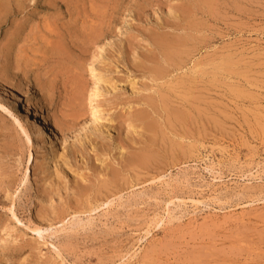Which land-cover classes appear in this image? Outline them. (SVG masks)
Masks as SVG:
<instances>
[{
    "label": "rangeland",
    "instance_id": "1",
    "mask_svg": "<svg viewBox=\"0 0 264 264\" xmlns=\"http://www.w3.org/2000/svg\"><path fill=\"white\" fill-rule=\"evenodd\" d=\"M2 5L0 74L8 71L24 104L12 99L13 87L0 92V264H122L135 249L126 264H263L264 0ZM99 75L104 93L92 103ZM29 101L65 128L66 148L29 144ZM96 105L102 128L89 124ZM84 131L97 142L76 144ZM146 151H157L149 167L133 157ZM213 160L222 177L205 169ZM105 195L113 204L102 203ZM147 228L153 237L141 245Z\"/></svg>",
    "mask_w": 264,
    "mask_h": 264
},
{
    "label": "bare ground",
    "instance_id": "2",
    "mask_svg": "<svg viewBox=\"0 0 264 264\" xmlns=\"http://www.w3.org/2000/svg\"><path fill=\"white\" fill-rule=\"evenodd\" d=\"M207 1V0H206ZM212 3V2H211ZM4 5H2L1 7H0V9H2V7H3ZM213 7V6H212ZM2 11V10H1ZM79 11V10H78ZM77 11V12H78ZM67 12V11H66ZM3 14V13H2ZM77 15V14H76ZM192 15V14H191ZM51 16V15H50ZM86 16V15H85ZM193 17V16H192ZM188 20V19H187ZM196 21V20H195ZM193 23H194V21H193ZM94 25V24H93ZM48 27H49V24L47 25ZM98 26V25H97ZM96 27V26H95ZM195 27V26H194ZM51 28V27H50ZM71 30V29H70ZM57 31V30H56ZM94 35H96V33H94V34H92V36H94ZM95 37V36H94ZM89 38V37H88ZM103 38V37H102ZM182 40V39H181ZM199 40V39H198ZM100 42V41H99ZM98 44V43H97ZM188 45V44H187ZM59 46V45H58ZM163 47L164 46H166V49H165V51H166V53L168 52L167 50H169V49H167V46H169L167 43H166V45H165V42H164V44L162 45ZM184 47V46H183ZM102 50H104V48H105V46H104V48H103V44H102V46L100 47ZM169 48V47H168ZM186 48H188V47H186ZM100 50V49H99ZM173 50V49H172ZM178 50V49H177ZM106 51V50H105ZM178 51H180V50H178ZM102 52V51H101ZM104 52V51H103ZM102 52V53H103ZM172 51H171V49H170V51L168 52V53H171ZM173 52H176L175 50H173ZM171 53L170 55H172V56H174V57H172V56H170L168 53V59H169V57H170V59L172 58V59H175L176 57V54H177V52L174 54V53ZM183 53V52H182ZM97 54V53H96ZM100 54V53H99ZM167 54H166V56H167ZM187 54V53H186ZM103 55V54H102ZM189 55V54H188ZM96 56V55H95ZM213 57V56H212ZM184 58V57H183ZM182 59V58H181ZM169 61V60H168ZM105 63V62H104ZM180 63H182V62H180ZM226 63V62H225ZM163 65V64H162ZM105 66V65H104ZM221 67V65H218L217 66V69H219ZM169 68V67H168ZM5 71L2 73V74H0V92L1 91H3V93H5L6 92V90H7V87H13L15 90H14V93H13V97H12V99L13 100H15L17 103H20L21 101H22V96H21V94L18 92V90H19V86L18 85H16V84H14L13 82H11L9 79H8V77H10V76H8V71L6 70V69H4ZM90 70H92L94 73H95V71H97V70H95L94 68H90ZM91 71V73H93ZM158 73H160V76H159V78L161 77L162 78V76H164V75H162L161 76V74L162 73H164V74H166V70H165V68H163L162 69V67H159L158 68ZM156 71V72H157ZM101 72V71H100ZM157 73V74H158ZM100 74V73H99ZM95 76H97V75H95ZM170 76V75H169ZM97 78V80H96V85L90 90L91 92H89V94H90V96H89V98L91 99V102L93 101H95L97 98H99V97H101V95L104 93V92H102L101 91V84H102V82H104L105 83V81L106 80H104V78L103 77H101L100 75L98 76V77H96ZM109 78V77H108ZM180 78V77H179ZM194 79V78H193ZM113 80V79H112ZM156 80V79H155ZM177 80V79H176ZM114 81V80H113ZM79 82V81H78ZM174 82H175V80H174ZM177 82V81H176ZM95 83V82H94ZM103 83V84H104ZM107 83V82H106ZM165 83V82H164ZM177 83H180L179 81L177 82ZM80 84V83H79ZM117 83H115V85H116ZM133 84H134V82H133ZM173 84V83H172ZM108 86H107V89H110V88H112L111 86V84L109 83V84H107ZM109 85H111L110 87H109ZM114 85V86H115ZM135 85V84H134ZM175 85H177V84H175ZM175 85H174V87H172V89L173 88H175ZM179 85V84H178ZM177 85V86H178ZM80 86V85H79ZM106 86V85H105ZM163 86V85H162ZM185 86V85H184ZM109 87V88H108ZM115 87H117V86H115ZM149 87V86H148ZM171 87V86H170ZM132 88V87H131ZM192 88V87H191ZM155 89V88H154ZM172 89H171V91H172ZM177 89H179V88H177ZM192 89H194V88H192ZM181 90V89H180ZM182 90H183V88H182ZM135 91V90H134ZM81 92V91H80ZM173 92H175V91H173ZM152 93V92H151ZM165 92H163L161 95H163ZM177 94V93H176ZM182 94H184V93H182ZM80 96V95H79ZM177 96H178V94H177ZM11 97V96H10ZM142 97H145V96H143L142 95ZM146 97H148V96H146ZM145 97V98H146ZM180 97V96H179ZM150 98H151V96H150ZM149 98V99H150ZM174 99H176V98H174ZM148 100V99H147ZM151 100V99H150ZM156 100V99H155ZM165 100V99H164ZM170 100V99H169ZM180 100V99H179ZM186 100V99H185ZM153 102H151V106H153L154 104H155V102H154V100H152ZM161 101V100H160ZM24 101H22L21 103L22 104H24L23 103ZM92 102V103H93ZM89 103V102H88ZM145 103H147V102H145ZM175 103V102H174ZM177 103V102H176ZM153 104V105H152ZM181 104V103H180ZM22 106V105H21ZM100 106V105H99ZM162 106V105H161ZM167 106V105H166ZM166 106H164V107H166ZM93 107V106H92ZM156 107V106H155ZM170 107V106H169ZM175 108V107H174ZM93 109V111H92V117L89 119V120H91L90 122H89V124L90 123H93V125H96V127L98 126V127H101V124H103V122L101 121L102 120V116H101V112L103 111L100 107H98L97 105L95 106V107H93L92 108ZM166 109V108H165ZM102 110V111H101ZM157 110V109H156ZM159 110V109H158ZM165 111V110H164ZM168 111H169V109H168ZM177 111H178V109H177ZM23 112L26 114V116L28 117V126L29 127H26V128H23L22 127V124L19 122V120H18V118H17V121L19 122V124L21 125V127L23 128V131L26 133V136H27V140H28V142H29V144H31L32 146H34V145H36V144H38L37 146H39V142H43L44 140V142L41 144V146H43V148L45 149H47L48 147L50 148L49 150H51L50 152H55V149H54V147H55V144H56V142H59V143H63L64 145H63V147L64 148H66V146H68V145H66L67 144V142H68V136H66V134H65V128L63 127V126H61V125H53L52 123H50L48 120H47V118L46 117H44L42 114H40V112L39 111H37V109H36V107H35V105L31 102V101H29V102H27V103H25V105H24V107H23ZM83 112V111H82ZM86 112V111H85ZM172 112H174V111H172ZM179 112V111H178ZM161 113V112H160ZM80 114V113H79ZM168 114V113H167ZM166 114V115H167ZM81 115V114H80ZM79 115V116H80ZM84 115V114H83ZM141 115H143V113L141 114ZM169 115V114H168ZM180 115V114H179ZM186 122H187V120H189L190 118H188V116H186L185 114H181L180 115ZM142 117H145V114L142 116ZM152 117V116H151ZM162 117V116H161ZM264 118V117H263ZM168 119H170V118H168ZM258 119V118H257ZM76 120H77V118H76ZM157 120H159V119H157ZM156 120V121H157ZM165 120H167V118H165ZM171 120V119H170ZM83 121V120H82ZM88 121V120H87ZM86 121V122H87ZM180 121H182V120H180ZM170 122V121H169ZM174 122V121H173ZM172 122V123H173ZM178 122V121H177ZM163 123V122H162ZM172 123H171V125H172ZM178 123H180V122H178ZM184 123V122H183ZM86 124H88V122L86 123ZM86 124L84 123V125L85 126H83V128L85 127L86 128ZM88 124V125H89ZM175 124V123H174ZM181 124V123H180ZM180 124H179V126H180ZM109 125H111V124H109ZM150 129H157V123H155V121H148L147 122V124H146ZM192 125V124H191ZM108 126V125H107ZM164 126V125H163ZM176 126V125H175ZM186 126V125H185ZM184 126V127H185ZM263 126V125H262ZM82 127V126H81ZM103 127V126H102ZM101 127V128H102ZM71 128V127H70ZM78 128V127H77ZM77 128L75 129V132H79L80 130L81 131H83V129L81 128L79 131H77ZM148 128V129H149ZM175 128V127H174ZM181 128V127H180ZM186 128H189V127H187L186 126ZM264 128V127H263ZM96 129V128H95ZM99 129V128H98ZM133 129H134V127H133ZM132 129V130H133ZM136 129V128H135ZM71 130H73V132H74V129H72L71 128ZM103 130V129H102ZM80 131V133L82 134V132ZM101 131V130H100ZM135 131H137V133L139 132L137 129L135 130ZM134 131V132H135ZM178 131V130H177ZM187 131V130H186ZM190 131V130H189ZM85 132V131H84ZM264 132V131H263ZM86 133V132H85ZM83 134V135H85L84 136V138H83V135H82V137L81 138H79V136H80V134H77V133H75V136H76V134H77V138H79V140L77 139H75V138H73V139H75L76 140V144H78L79 146H81L82 145V147L84 146V145H86V144H82L81 142L82 141H84L85 140V138H87L88 136H90V135H88V134H90V133H86V134ZM140 133V132H139ZM160 133V132H159ZM163 133H164V131H163ZM185 133V132H184ZM165 134V133H164ZM166 134H169V133H166ZM179 134V133H178ZM161 135V134H160ZM74 136V137H75ZM162 136H163V134H162ZM168 136V135H167ZM91 137V136H90ZM70 138V137H69ZM89 138V137H88ZM168 138H169V136H168ZM90 139H92V141H94L95 140V137L93 138V136L90 138ZM179 139H181V138H179ZM187 139V138H186ZM75 140H73V143H75L74 141ZM159 140H160V138H159ZM79 141H81L80 143H81V145L79 144ZM88 141H89V139L87 140L86 139V141H84L85 143L87 142L88 143ZM91 140H90V142H92ZM96 141V140H95ZM176 141H178V140H176ZM97 142V141H96ZM95 142V143H96ZM153 142V141H152ZM61 143V144H62ZM72 142H71V144H73ZM163 143V142H162ZM171 143V142H170ZM93 144V143H92ZM100 144V143H99ZM99 144L96 146L95 144H93L94 146H96V147H98L99 146ZM120 144V143H119ZM178 144V143H177ZM185 144V143H184ZM189 144H191V142L189 143ZM78 145H76V146H72V147H75V148H77L78 147ZM118 145V144H117ZM145 145H147L146 143H145ZM167 145V144H166ZM195 145V147H196V144H194ZM57 146V145H56ZM120 146V145H119ZM171 146V145H170ZM192 146V145H191ZM40 147V146H39ZM96 147H94V148H96ZM121 147H123V146H121ZM174 147V146H173ZM193 147V146H192ZM69 148V147H68ZM81 148V147H80ZM118 148V147H117ZM152 148V147H151ZM176 148V147H175ZM179 148V147H178ZM120 149V148H119ZM122 149V148H121ZM180 149H182V147H180ZM48 150V149H47ZM79 151L80 152V150H79V147H78V149H76V151ZM124 149H122V151H121V155L123 156V155H125L126 156V153H125V151H123ZM147 151L149 150L148 148L146 149ZM151 150V149H150ZM164 150H165V148H164ZM172 150V149H171ZM183 150V149H182ZM181 150V151H182ZM57 151H58V149H57ZM146 151V153L148 154V152ZM66 152V151H65ZM152 152V151H151ZM150 152V153H151ZM155 152H157V151H155ZM155 152H154V155H155ZM189 152V151H188ZM125 153V154H124ZM150 153L148 154V155H143V153L142 154H140V155H134L133 157L134 158H137L136 160L138 161V162H140V164L141 165H150L151 164V161H153V159H155V157H156V155H155V157H154V155H150ZM171 153H173L172 151H171ZM55 154V153H54ZM58 153H56V155H57ZM65 154V153H64ZM120 154V153H119ZM152 154V153H151ZM167 154V153H166ZM183 154V153H182ZM55 155V156H56ZM60 155H62V153L60 154ZM60 155L58 154V156H59V160L61 161V162H63V164H64V162H66V161H64L63 160V158H62V160H61V157H60ZM172 155V154H171ZM63 156H66V155H63ZM170 156V155H169ZM184 156V155H183ZM182 156V157H183ZM124 157V156H123ZM133 157H132V159H133ZM171 157V156H170ZM189 157V156H188ZM68 158V157H67ZM174 158V157H173ZM157 159V158H156ZM69 160V159H68ZM134 160V159H133ZM135 160V161H136ZM153 162H155V161H153ZM156 163V162H155ZM217 163L218 162H216V161H211L209 164H207L206 166H205V169L211 174V175H214V176H220V177H222V172H221V170H220V168H218L217 167ZM56 164H57V166H59V164L57 163V160H56ZM62 164V165H63ZM67 164H68V162H67ZM65 165V164H64ZM132 165H133V163H132ZM147 165V166H148ZM60 166H61V164H60ZM68 166V165H67ZM109 166V165H108ZM259 166V165H258ZM63 167V166H62ZM65 167V166H64ZM134 167V166H133ZM136 167V166H135ZM134 167V168H135ZM149 167V166H148ZM106 169H107V171L110 169V168H108V167H105ZM57 169V168H56ZM59 169V168H58ZM57 169V170H58ZM104 169V168H103ZM106 169H104V170H106ZM129 169V168H128ZM131 169V168H130ZM133 169V168H132ZM103 170V171H104ZM112 172H115L116 173V171L115 170H113V169H110ZM139 170H142V169H139ZM64 171V170H63ZM121 171H123V170H121ZM134 171V170H133ZM65 172V171H64ZM105 172V171H104ZM109 172V171H108ZM107 172V173H108ZM112 172H110V174H108V175H110L109 177H113L112 179H114L115 178V181H117L116 180V178L118 177V176H116V174H114L113 176H111L112 174ZM135 172V171H134ZM57 173V172H56ZM118 173V172H117ZM123 173V172H122ZM252 173V172H251ZM79 174V173H78ZM57 175H58V173H57ZM59 175H62L61 173L59 174ZM67 175V174H66ZM86 175H88V174H86ZM85 175V176H86ZM119 176H121L120 174H118ZM78 176H80V174L78 175ZM91 176V175H90ZM115 176V177H114ZM126 176V175H125ZM139 176V175H138ZM63 177H65V176H63ZM87 177V176H86ZM105 177V176H104ZM122 177V176H121ZM75 178V177H74ZM87 178H89V177H87ZM160 178V177H159ZM54 178H52L51 180L52 181H54L53 180ZM78 179V178H77ZM76 179V180H77ZM83 179H85V177L83 178ZM153 179V178H152ZM158 179V178H157ZM57 180H59L58 178H57ZM80 180V179H79ZM79 180H77V181H79ZM82 180V179H81ZM87 180H89V179H87ZM110 180V179H109ZM92 181H93V179H92ZM102 181H104V180H102ZM101 181V182H102ZM94 182V181H93ZM92 182V183H93ZM96 182V181H95ZM130 182V181H129ZM75 183V182H74ZM78 183V182H77ZM98 184H101V183H99V181L97 182ZM126 183V182H125ZM76 184V183H75ZM79 184V183H78ZM78 184H76V185H78ZM112 184V183H111ZM102 186H103V183L101 184ZM108 184L106 183V186H107ZM114 186V185H113ZM113 186L111 187V188H113ZM81 187H82V189H80L81 190V192H80V194L82 193V194H85L86 195V193H84L85 192V190L84 189H88V187L89 188H91V187H93L92 186V184H91V186H86L87 188H85L83 185H81ZM95 187H98V186H95ZM105 187V186H104ZM108 188H110V185H108L107 186ZM98 189V188H97ZM97 189H95V190H97ZM100 189H101V186H100ZM99 189V190H100ZM79 190V191H80ZM82 190H84V191H82ZM93 190V189H92ZM92 190L90 189V190H88V192L90 191L91 193H94V192H92ZM99 190H98V192H99ZM102 190H104V189H102ZM108 189L107 188H105V192L107 191ZM114 190V189H113ZM116 191V190H115ZM97 192V191H96ZM101 192V191H100ZM99 192V193H100ZM103 192V191H102ZM101 192V193H102ZM105 192H103L102 194H104ZM109 193V195H110V192L111 191H108ZM107 193V192H106ZM111 193H113V192H111ZM118 193V192H117ZM116 192L114 193V196L117 194ZM120 194V193H119ZM88 195V194H87ZM94 195V194H93ZM96 195V194H95ZM88 196H91V194H89ZM97 196V195H96ZM95 196V197H96ZM107 195H105L104 197H106ZM111 196V195H110ZM113 196V195H112ZM87 197V196H86ZM98 197V196H97ZM103 197V196H102ZM117 197V196H116ZM99 198V197H98ZM100 198H101V196H100ZM109 198H111V197H106V199L107 200H105L104 202H102L103 204H105L106 203V201H107V203H106V205L107 204H113V202L110 200V201H108L109 200ZM90 199H92V198H90ZM103 199V198H102ZM89 200V199H88ZM87 200V201H88ZM92 200H94V199H92ZM91 200V201H92ZM97 200H99V199H97ZM97 200L95 199V202H97ZM182 200H185V199H182ZM188 200H191L195 205H197V206H199V204H201L202 203V201L201 200H198V199H195V198H193V197H189L188 198ZM79 202V201H78ZM90 202V201H89ZM93 202V201H92ZM100 202H101V200H100ZM112 202V203H111ZM87 203V202H86ZM78 204V203H77ZM92 204H94V203H92ZM97 205V204H96ZM88 207H90V206H88L87 205V208ZM93 208H95V207H93ZM92 207L90 208V209H93ZM98 208V207H97ZM96 208V209H97ZM77 209V208H76ZM90 209H87V210H85V211H89ZM58 210H60V209H58ZM64 210V209H63ZM75 211V209L73 210V212ZM65 212H67V211H65ZM65 212H63V213H65ZM68 213V212H67ZM67 213H65V214H67ZM72 213V212H71ZM58 214L60 215L61 213H59L58 212ZM61 217H63V215L61 216ZM243 217H244V215H243ZM57 218H60V217H57ZM61 220H60V222L61 221H63L64 222V220L66 219V217L64 216V218H60ZM63 219V220H62ZM163 220H164V218H163V216H161V217H158V219H155L154 221L156 222V224L157 225H160L162 222H163ZM58 223V222H57ZM63 224V223H62ZM41 229V228H40ZM152 228H147L146 230H145V232H144V234H139L140 235V237H139V241H141L140 243H141V245H143L144 244V242L145 241H147V240H149L151 237H153V232H152V230H151ZM38 231H39V229H38ZM138 253H139V251L137 250V249H135V251L133 252V253H127V254H125V255H123L121 258H122V264H126L127 262H131V260H132V258H134L135 256H137L138 255ZM263 264H264V262H263Z\"/></svg>",
    "mask_w": 264,
    "mask_h": 264
}]
</instances>
